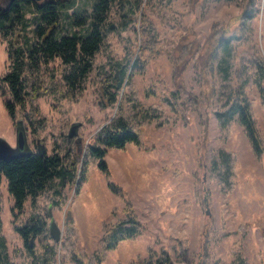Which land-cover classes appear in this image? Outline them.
<instances>
[{
  "label": "rangeland",
  "instance_id": "obj_1",
  "mask_svg": "<svg viewBox=\"0 0 264 264\" xmlns=\"http://www.w3.org/2000/svg\"><path fill=\"white\" fill-rule=\"evenodd\" d=\"M249 4L254 15L243 18L241 28L234 23ZM111 18L118 22L123 17L113 9ZM229 23L227 31L241 37L232 40L228 54L220 49L205 70L203 62L188 64L174 110L163 97L177 88L173 73L179 42L189 43L198 35L206 50L212 27L217 37ZM7 45L0 34V77L10 69ZM143 45L149 47L142 50ZM256 49L264 56V0H143L126 28L109 33L93 58L94 70L74 95L58 87L64 69L59 58L44 66L45 89L36 100L40 111L33 120L38 131H32L29 106L11 118L5 101L12 95L0 79V135L16 145L15 122L21 119L30 148L45 143L66 161L78 159V167L96 132L117 111L118 102L100 104L99 89L101 72L111 68L114 60L141 54L144 65L133 76L135 87L142 101L162 111L143 127L140 144L129 141L124 147L108 149L109 173L91 161L78 190L76 182L69 181L59 194L54 185L36 200L27 199L19 212L12 208L13 197L3 175L0 230L14 264H42L35 259L43 256L46 245L55 251L52 264H75L72 252L89 257L100 251L105 230L126 214L125 198L144 227L137 236L106 250L103 264H143L150 248L157 252L165 248L174 264H264V101L258 87L250 84L247 92L263 141L260 154L238 120L223 127L216 115L226 109L231 92L243 81L245 61ZM73 123H80L78 134L69 139ZM219 148L232 153L230 190L224 189L211 162ZM110 182L121 192L114 191ZM34 215L45 220L46 228L34 240L32 252L16 226ZM52 218L61 228L58 241L50 232ZM72 219L77 234L69 236L67 225Z\"/></svg>",
  "mask_w": 264,
  "mask_h": 264
},
{
  "label": "trees",
  "instance_id": "obj_2",
  "mask_svg": "<svg viewBox=\"0 0 264 264\" xmlns=\"http://www.w3.org/2000/svg\"><path fill=\"white\" fill-rule=\"evenodd\" d=\"M143 0H91L90 4H80L77 0H9L0 6V34L8 40L7 54L10 69L0 79L8 88L12 97L5 101L6 109L15 118L19 109L30 107L33 132L38 126L33 123L40 111L37 98L45 89L44 66L59 58L64 64L59 86L66 95L83 87L87 75L94 70L93 58L105 44L111 31L126 28L136 6ZM116 9L123 17L116 22L111 12ZM250 4L236 18L234 24L243 27V18L254 15ZM257 9V7H254ZM219 36H214V26L206 40L210 48L204 50V43L198 35L189 43L179 42V52L174 56V80L177 88L171 90L163 99L174 110L184 88L183 76L186 67L193 60L210 66L221 49L228 54L232 40L241 37L240 33H229L230 23ZM224 28V29H225ZM192 29V28H191ZM228 30V31H227ZM196 33L195 30H191ZM149 46H142V50ZM186 52H185V51ZM187 53V54H186ZM141 54L133 55L129 60H114L111 68L101 72L99 78L100 104L104 107L117 103V111L110 122L101 126L93 141L87 145L86 155L81 167L76 161H66L58 151L48 150L45 143H38L36 148L16 153L10 160L0 161V187L3 175L7 179L8 191L13 197V207L21 212L27 199L36 200L45 190L52 188L61 194L69 182H76L77 190L86 178L87 165L92 161L109 173L106 154L110 147H124L127 142L141 143L143 127L160 117L159 106L147 105L138 95L133 76L144 65ZM246 76L231 92L225 110H217L216 115L221 126L226 127L238 120L250 136L255 151H263V141L256 126L251 109V99L247 89L255 84L264 101V56L254 50L245 61ZM154 92V89L150 90ZM148 94V93H147ZM28 114V113H27ZM18 121V120H17ZM16 121V122H17ZM15 122V124H16ZM76 162V164H75ZM213 169L223 184L230 190L233 185L232 153L219 148L212 157ZM225 162V168L222 163ZM79 168V169H78ZM111 188L121 192V187L110 182ZM126 200L125 216L107 228L100 239L101 250L89 257H82L72 252L75 264H103L104 252L115 248L120 241L132 238L143 230V223L137 217L131 201ZM73 219L67 225V234H77ZM46 222L39 215H34L24 224L17 225L28 251H34L32 244L43 233ZM71 229V230H69ZM185 248V247H184ZM43 256H37L35 262L52 264L53 247L46 245ZM51 252V253H50ZM240 254V253H239ZM143 264H174L171 253L163 248L160 252L150 248ZM0 264H14L10 258L5 236L0 230Z\"/></svg>",
  "mask_w": 264,
  "mask_h": 264
},
{
  "label": "water",
  "instance_id": "obj_3",
  "mask_svg": "<svg viewBox=\"0 0 264 264\" xmlns=\"http://www.w3.org/2000/svg\"><path fill=\"white\" fill-rule=\"evenodd\" d=\"M80 123H73L68 132V138L78 134V126ZM16 145H12L7 139L0 135V161L10 160L16 153L21 151H28L30 149L27 141V131L22 124V120L16 122ZM71 216V210H68L67 220ZM50 232L54 239L58 241L61 237V228L57 222L52 218L50 223Z\"/></svg>",
  "mask_w": 264,
  "mask_h": 264
},
{
  "label": "flooded vegetation",
  "instance_id": "obj_4",
  "mask_svg": "<svg viewBox=\"0 0 264 264\" xmlns=\"http://www.w3.org/2000/svg\"><path fill=\"white\" fill-rule=\"evenodd\" d=\"M9 0H0V6L2 5V2L6 3L8 2Z\"/></svg>",
  "mask_w": 264,
  "mask_h": 264
}]
</instances>
